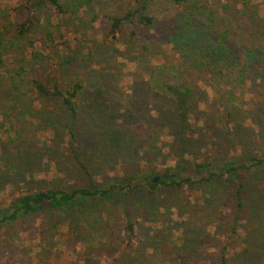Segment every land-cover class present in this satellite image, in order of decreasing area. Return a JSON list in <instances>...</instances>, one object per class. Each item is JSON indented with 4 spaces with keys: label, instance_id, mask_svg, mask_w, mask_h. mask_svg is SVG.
<instances>
[{
    "label": "rangeland",
    "instance_id": "obj_1",
    "mask_svg": "<svg viewBox=\"0 0 264 264\" xmlns=\"http://www.w3.org/2000/svg\"><path fill=\"white\" fill-rule=\"evenodd\" d=\"M75 1L74 12L49 18L53 26L60 21L75 40L56 59L62 62L69 54L71 63L40 72L30 66L23 74L31 78L40 73L42 79L55 74L62 88L71 79L79 81L85 87L83 109L72 119L60 99L49 98L43 113L29 107L25 93L12 98L0 89V208L12 197L38 189L68 191L117 178L138 187L95 205L22 216L6 224L0 229V264H219L223 248L228 264L237 262L234 253L255 241L254 230H264V165L251 167L240 181L229 177L224 165L229 159L246 163L251 156L264 157V74H254L261 68L257 56L264 54V0H247V5L244 0H199L207 4L206 12L190 17L151 1L139 12L153 15L154 25L142 26L136 14L123 21L116 43L109 40V16H124L140 1ZM17 8L18 0H0L4 33H14L23 15ZM134 26L138 33L132 37ZM183 37L186 43L180 41ZM217 42L226 44L237 60L247 48H257L245 78L236 70L192 62L189 54L198 46ZM23 54L9 49L5 68L13 73ZM157 66L186 73L194 89L187 110L177 112L152 92L149 74ZM229 91L242 113L233 125L222 108ZM168 114L175 115L171 124L164 121ZM116 129L134 137L126 150L106 141V133ZM203 163L212 167H195ZM169 174L196 182L168 187L157 179L155 188L146 183Z\"/></svg>",
    "mask_w": 264,
    "mask_h": 264
},
{
    "label": "trees",
    "instance_id": "obj_2",
    "mask_svg": "<svg viewBox=\"0 0 264 264\" xmlns=\"http://www.w3.org/2000/svg\"><path fill=\"white\" fill-rule=\"evenodd\" d=\"M140 6L137 9L128 10L124 16H109L110 28L108 29V36L111 42H119L122 34L123 21L131 20V17L139 14L138 23L142 26H153L155 17L148 13L139 12L142 9L149 8V3L156 0H139ZM166 3L170 8H174L185 17H190L201 12H206L207 4L199 0H160ZM80 3V2H79ZM247 5V0H244ZM66 7V9H65ZM72 7H76V1L71 0L64 2L62 0H18V9L23 12L22 17L17 21L14 27V33H4L0 29V89L12 98L19 97L24 93L29 97V107L40 112H46V100L49 98H56L62 101L63 107L71 114L72 119L76 118L83 108V94L85 87L74 79L69 80L65 86L59 87V82L55 74H47L46 78H40V73L33 75V77H24L27 67L39 71L40 68L50 67V65L61 66V64H69L73 58L68 54L62 62L56 61L60 58V54L67 51L68 47L74 43V39H69L68 33L62 29L60 21L56 26L51 23V16L57 12L63 13L67 11L74 12ZM209 24L212 22V13L207 16ZM52 27V28H50ZM137 28L131 29L130 35L136 36ZM191 36V35H190ZM191 39L192 36L190 37ZM187 37L180 39L181 42L186 43ZM172 38L170 41H173ZM175 43H177L175 41ZM72 46V45H71ZM176 47V45H175ZM144 49L146 47H143ZM9 49H14L16 52L24 51V54L19 56L18 67L12 72L5 68V54ZM197 52L193 56L192 62L197 66H210L214 70L225 68L228 71L236 70L237 75L245 78L246 69L252 66V63L258 58L261 68L257 67L255 76L264 74V54L256 58L257 48L249 47L245 55L240 59H236L234 52L223 42L215 44L209 43L204 46H198ZM264 50V47L262 48ZM113 51L119 50L113 47ZM55 59V60H54ZM53 60V63L50 64ZM217 68V69H216ZM40 72V71H39ZM248 72V71H247ZM254 76V77H255ZM150 88L155 95L162 96L169 100L177 112L187 110L191 99L194 97V89L188 81L186 73L170 66H157L153 68L149 74ZM25 79V81H24ZM23 81L26 83V92L23 91ZM239 81V80H238ZM237 85V84H236ZM228 100L222 104L226 122L233 125L235 117H241L238 108L235 107L232 101L233 91L227 93ZM86 110V108H85ZM49 113V112H47ZM125 115H128L125 112ZM237 115V116H236ZM180 116V115H179ZM175 115H166V123H172ZM168 124H164L167 126ZM235 124V123H234ZM71 136L72 127L70 126ZM107 143L110 147L115 149L126 150L131 143L134 142V137L122 132L120 130H113L106 133ZM119 151V150H118ZM81 164L82 162H78ZM225 170L228 176L234 180L240 181L242 175L251 167H261L264 165V157L251 156L246 163H238L236 160L229 159L224 163ZM212 167V164L203 163L196 164V168ZM89 172L87 167H84ZM223 169V168H221ZM158 184H163L168 187H181L186 184L192 185L196 181L190 176L181 177L175 174L166 176H158ZM124 183V184H122ZM151 188H155L158 184H154L152 180L146 182ZM124 179L117 178L113 183L97 184L92 182L89 187H78L68 191L60 189L46 188L22 193L10 199L9 204L0 208V229L6 224H11L19 220L22 216L37 215L50 213L60 210L67 211L72 207H86L87 205H95L97 202H104L111 195H121L122 190L135 189L138 184L128 185ZM130 189V190H131ZM95 203V204H94ZM239 201V205H241ZM263 203L260 204V206ZM257 206V201H252V207ZM93 207V206H92ZM92 207L90 210H92ZM254 211H256L254 209ZM90 215V213H87ZM263 214V215H262ZM94 214L92 217H95ZM259 215V214H258ZM264 216V211H261V217ZM51 218V217H50ZM45 219V217H44ZM50 220V219H49ZM236 221L234 222L231 232H236ZM53 226V225H52ZM127 230L132 235L133 225L131 222L127 223ZM255 231V232H254ZM251 234L255 241L247 242L246 246L234 253V258L237 257V262L233 264H264V230L258 232L254 230ZM194 237L192 238V240ZM219 264H228V258L225 254V248L222 249L219 257Z\"/></svg>",
    "mask_w": 264,
    "mask_h": 264
},
{
    "label": "water",
    "instance_id": "obj_3",
    "mask_svg": "<svg viewBox=\"0 0 264 264\" xmlns=\"http://www.w3.org/2000/svg\"><path fill=\"white\" fill-rule=\"evenodd\" d=\"M157 179H158V177L156 176V177H154L153 178V180H152V182L154 183V182H156L157 181Z\"/></svg>",
    "mask_w": 264,
    "mask_h": 264
}]
</instances>
